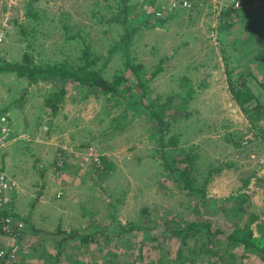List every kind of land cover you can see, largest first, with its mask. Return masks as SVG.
Wrapping results in <instances>:
<instances>
[{
	"label": "rangeland",
	"instance_id": "rangeland-1",
	"mask_svg": "<svg viewBox=\"0 0 264 264\" xmlns=\"http://www.w3.org/2000/svg\"><path fill=\"white\" fill-rule=\"evenodd\" d=\"M177 1L0 0L1 61L89 58L129 87L124 99L0 71L1 107L14 128L3 161L18 184L9 229L0 212V264H264L230 237L264 240V118L249 121L228 83L252 74L264 98V39L248 27L264 0ZM127 58L143 64L144 87ZM143 94L168 102L162 134ZM161 136L167 158L188 160L204 204L177 187ZM193 221L205 228L186 239L164 228ZM138 223L145 231L115 227ZM87 233V242L74 236Z\"/></svg>",
	"mask_w": 264,
	"mask_h": 264
},
{
	"label": "trees",
	"instance_id": "trees-1",
	"mask_svg": "<svg viewBox=\"0 0 264 264\" xmlns=\"http://www.w3.org/2000/svg\"><path fill=\"white\" fill-rule=\"evenodd\" d=\"M244 3L248 2L249 0H243ZM129 7H127L126 10ZM230 13V12H226ZM150 16H141L140 19L142 22L147 23L149 22ZM257 20V21H256ZM256 20H253L249 24V30L253 31L255 36L257 37V42L260 43V39H264V14L261 16V18H256ZM137 21H140L136 19L134 21L138 24ZM124 24L131 25L133 23V20L130 18H125L123 21ZM130 33L125 35L123 38L124 40L129 39ZM261 47V46H260ZM264 50V48H263ZM259 51L260 50L259 48ZM87 55V54H86ZM88 57V56H87ZM28 58V56H26ZM21 62H8V61H1L0 60V71L5 72H16L18 75L22 77H26L28 80L37 82L40 80H50L53 81L55 84H58L59 82H66L68 80L73 82H78L81 84L86 85L87 87L98 89L100 92L105 94H110L119 98H128V91L129 87L126 86V81H128L124 74H116L112 78L105 77L100 70H95L93 67L95 64V60H90L87 58L82 64H79L77 66L72 65H66L64 63H55V64H35L34 62L30 61L29 58ZM98 58H96L97 60ZM127 66L130 68L135 74L136 80V86H145V80L143 77V64L136 63L133 64V60H130L127 58ZM252 74H248V76H251ZM248 76L246 78H241L239 81H234L231 79V77L228 78L229 83V89L231 91V94L236 102V104L240 107V109L244 112L247 119L251 122H255L258 120H261L264 118V98L262 95L257 94L255 90L249 85L250 82H248ZM253 76V75H252ZM63 90H61L62 92ZM143 96L148 99L149 104L147 107L153 106L151 110V116L157 121L158 123V131L159 133H163V128L167 126L166 122V111L169 110L168 102L160 103L156 100H153L149 96L143 94ZM167 123V124H166ZM160 143L162 147V159L163 164L166 168L170 167L171 164V176L172 178L177 179V187L179 186L181 190H191L195 191V193L201 194V204H204L206 199V191L204 188H198L194 184V180L191 178V169L188 168V160L184 158V166L182 164H179V162L175 161L173 157L167 158V152H166V143H164V138L160 137ZM169 160L172 162L169 163ZM183 160V158H182ZM178 163V164H176ZM178 175V176H177ZM170 178V177H169ZM171 179V178H170ZM143 217L149 219L150 213L147 209H144ZM154 223V221H152ZM166 223V220H165ZM138 223L136 225L131 226H125L124 224H118L117 228L121 229V235L128 234L132 232L135 229H142L145 231L144 227L146 223H143L144 227L142 228V224ZM139 226V228H138ZM157 227V224L155 223L153 227ZM164 228L167 230L169 229L172 231L173 234L179 235L182 238L186 239L189 236H193L196 233L199 232V230H203L205 228V224L198 221H193L190 223H186L184 226H180V224H177V227H170L168 225L164 224ZM206 232H210V230H206ZM74 236H80L81 242H87L90 239V234L85 235H79L75 234ZM231 240H234L235 242L242 244L245 248H252L254 251L259 252L261 255L262 260L264 261V240L261 238H253V236L250 234L248 236H240L238 233H234L233 235H230ZM142 259V258H141Z\"/></svg>",
	"mask_w": 264,
	"mask_h": 264
},
{
	"label": "built area",
	"instance_id": "built-area-1",
	"mask_svg": "<svg viewBox=\"0 0 264 264\" xmlns=\"http://www.w3.org/2000/svg\"><path fill=\"white\" fill-rule=\"evenodd\" d=\"M177 0H171V3H177ZM185 6H190L192 3L190 0H180ZM161 15V12L157 13ZM3 38V33L0 30V40ZM14 128L10 118V114L5 112V110L1 107L0 101V212L8 211L5 216L4 223L5 228H8L12 222V215L10 214V209L13 204V194H15L18 190V184L14 180V178L9 175L4 166V161L2 157V153L6 150V148L11 144L14 137ZM9 229V228H8ZM17 246L12 248V255L16 254ZM1 255L5 254V251L2 250Z\"/></svg>",
	"mask_w": 264,
	"mask_h": 264
},
{
	"label": "crops",
	"instance_id": "crops-1",
	"mask_svg": "<svg viewBox=\"0 0 264 264\" xmlns=\"http://www.w3.org/2000/svg\"><path fill=\"white\" fill-rule=\"evenodd\" d=\"M239 108H240V107H239ZM262 125H263V124H262ZM14 126H15V124H14ZM263 136H264V135H263ZM262 140H264V137H261L259 141H262ZM263 143H264V142H263ZM9 146H10V145H9ZM11 147H12V145H11ZM5 151H6V150H5ZM5 151H4V152H5ZM4 152H3V153H4ZM3 153H2V157H3ZM4 166H6V165H4ZM5 168H6V167H5ZM6 169H7V168H6ZM7 173H8V171H7ZM8 174H9V173H8ZM13 199H14V201H13L12 207L14 206V202H15V194H13ZM13 209H14V208H13ZM11 213H13V211H11L10 214H11ZM11 215H12V214H11ZM87 234H89V233H87ZM84 235H85V234H84Z\"/></svg>",
	"mask_w": 264,
	"mask_h": 264
}]
</instances>
